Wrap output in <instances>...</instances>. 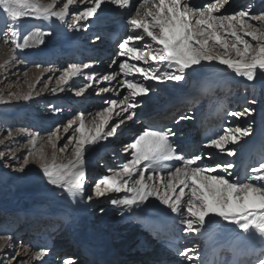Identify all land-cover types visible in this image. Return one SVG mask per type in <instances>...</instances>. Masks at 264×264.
Here are the masks:
<instances>
[{"label":"bare ground","instance_id":"bare-ground-1","mask_svg":"<svg viewBox=\"0 0 264 264\" xmlns=\"http://www.w3.org/2000/svg\"><path fill=\"white\" fill-rule=\"evenodd\" d=\"M40 2L51 3L52 0H40ZM66 2L67 0H56V6L53 10L60 11L63 8V3ZM132 2H134L135 7L131 10V15H135L134 10L140 7L142 0H132ZM156 2H158V0H156ZM187 2L191 3L193 6L202 7L208 3L215 2V0H187ZM245 5H249L248 11L252 14L264 13V0H228V3L225 4L216 15L231 14L241 10ZM83 7V4H79L76 0H73V5H70V13L74 11L73 8H77L78 13ZM0 11V29H3L4 23L6 25V15L2 14V9H0ZM70 13L66 16V22L63 24L59 21L50 23L49 21L36 19L34 17H22L16 25L21 35L29 31H34L37 28L47 29L49 27L52 28L55 35L43 37L46 41L44 44L33 46L23 51L16 50L15 58L14 53H12L9 63H7V66L1 69L0 72L11 69L12 64H15V66L18 64V67L15 69H20L24 67L21 63L22 60L30 58H32L33 61L37 60L48 63L53 60L55 63L63 64V67H66V69L70 64L83 65L90 62H98L93 63L92 67L88 69H82L83 74L73 77L69 84L80 86V81H85V85H88L85 89L89 88L90 93L87 92V94L89 93L88 95L86 94L84 97L80 96L76 98V104L80 102V109L95 110L93 113L84 116L86 129L94 130L99 125L98 123H100V117L97 116L98 112L95 108L96 104L95 106L92 104V99H95L97 104H103L104 100V105H109L107 108H113L112 119L105 127V131H108L123 118L116 116L115 113L122 111L124 105L120 104L118 107H113L106 102L108 100L106 98L110 96L112 100L119 101L122 100L128 92L122 83L125 77L120 72L115 71L119 63L123 62V59H125L127 62L137 64L138 66L147 67V65H143L139 61L129 60L128 57H120L118 54L115 59V64H110L111 67L110 65H106L110 63L108 62V51L110 52V50H112V44L119 39L122 33H126L127 35L133 34L128 25L129 10H118L115 5L109 3V0H104L103 11L99 12L98 18L93 17L88 21H80L79 24L86 25L87 30H84L83 27L78 30L72 28L68 29V26L73 22L69 19ZM74 19L75 17H73L72 20ZM252 23L259 25L260 22L252 21ZM121 26H123L124 30L122 29L120 31L119 29ZM96 37H99V39H95ZM246 39L251 40L250 37H246ZM5 40L10 41V35L0 43V51L7 54L13 52L12 47L6 44ZM145 41L151 43L147 37H145ZM251 42L253 44L256 43L255 41ZM105 43H110L111 46H107ZM138 43L140 46H143L144 42ZM18 60L20 61L18 62ZM224 68L225 66L218 64L215 65V69H211L209 66L201 72L191 73L186 76L185 80L179 82L167 81L159 83L153 80L144 81L143 77L138 73L127 77V79H139L141 82L145 83L146 86L151 87L152 91L148 95L137 97L139 105L134 109V118L132 120L124 119V123L120 124L115 136L109 137L107 140L101 141L100 144L97 145H85L88 149L85 152L83 161L85 173L87 172L85 187L88 185L87 180L94 179L96 175H98L97 179L111 175L109 169L115 168L119 170L123 163H127L128 160H131V149L126 150L125 146L128 143H124L125 139L123 135H121L119 139L117 138L118 140L115 143L114 139L119 134L127 131L133 123H136L135 125L139 127L137 131L159 128L161 124H166L165 129L171 128L175 133L172 140L178 146L177 150L184 155L198 154L200 152L218 153V150L205 148L202 144L199 147L196 146L199 141V134L193 129L191 122L194 120L192 118L197 106L201 107L206 101L216 100L220 105H224L226 102L225 94L223 95L220 91L208 92L206 96L196 98V102L192 104H186V99L188 97H197L199 95H197V93H199L198 89L193 90V94L189 96L180 95L183 93L184 89H191L199 78H203L205 81L210 80L209 87H214L213 84L216 81L229 85L230 91H234L233 96L239 101V103L235 104L236 110L225 109L226 111H224L226 113H224L223 110L217 109L216 115L213 119H210L208 124L211 127V138L222 134L225 127L239 126L244 128L251 125L250 135L241 137L239 143L236 145L229 144L227 146L228 148H236L237 155L235 157L226 158L237 165L234 171L239 173L241 179L248 175V171L253 165L251 162L261 159L262 156L264 159V143L262 144V142H264V132L263 138L259 136L256 137L259 134V130L264 125V73L258 76L253 82H249L243 77L235 76V73L223 71ZM3 73L5 72H2V76H5L6 73L4 75ZM93 73H95L94 76L92 75ZM113 73L116 74V78L111 81L104 79L97 80L96 78L100 77L99 74L107 75ZM44 74L45 72L41 71V69H31L30 72L25 73L23 81L24 85L27 87V91L32 89L33 84H38V79ZM88 76H92V79H87ZM106 85L108 89L107 92L102 90L104 89L102 86ZM70 88L71 87L68 85H65V89L63 90L67 94L63 99L67 98L69 100H59L56 104H61V106L63 105L62 107H70L74 104L73 99L69 98L72 95ZM109 91H111V93ZM115 91H117V93H115ZM43 92L46 93L47 91L43 90ZM108 92L110 94H108ZM98 94L100 97L96 99V95ZM107 94L108 96H105ZM55 95L53 94L52 96L55 97ZM227 95L229 97L232 96V94ZM24 96H26V94H22L21 92L19 94L15 93V96L10 100L13 103L11 109L9 108L8 111L6 110L9 114L3 117H10L11 114H14V118H18L19 114H22L25 109L30 107L32 102L18 105V101L23 100ZM33 96H35V99L37 98L36 94L32 93L30 97ZM77 99H82V101L80 100L77 102ZM253 99H255L257 103H249V101ZM13 101L17 104H14ZM89 101H92L90 102L91 108L87 104ZM37 102L38 101L35 103ZM37 106H41V104L37 103ZM244 107L253 108L255 111L251 116L245 115L239 118L228 114L229 112L242 111ZM201 108L206 114H209L206 108ZM12 110H15L14 113ZM102 112L103 111H99V113ZM93 114L95 118H92ZM52 115L55 116V114ZM126 115L127 113L124 114L125 117ZM175 115H177L176 118L170 123H167L169 122L167 120L173 118ZM224 115H226V117H224ZM180 117L188 118L180 119ZM95 119L97 123H94ZM33 123L37 124V122L34 121ZM40 123L41 122H39V124ZM126 138H128V136ZM134 138L136 137L133 134L128 139L134 140ZM41 139L42 138H38V136L36 137L37 142L41 141ZM112 143H114L113 150L111 149V151L105 152L110 148ZM31 146L32 145H29V148ZM42 149L46 160L49 161L51 156L46 152L44 146H42ZM117 150H120V153H116L115 151ZM246 150H250V154H248L247 157L252 158L245 160L244 163L245 158L241 160V155ZM3 151L4 148L0 147V152ZM103 154L105 158H103V161L99 164V170H91L89 166L94 164V161ZM5 155L6 154L0 156V162L5 163L3 167L4 171H0V259H4V253H7L9 256L15 257L16 261H23L26 262V264H39V262L33 259L34 250L46 247L49 250V254L45 258L46 264L54 263V258L57 259L55 263L59 264H65V261H67L68 264H202L207 253L214 245L219 244V249L223 252L232 242L233 237L238 233L240 228V225L237 223L224 221L220 217H213L207 220L206 224L201 225L197 233L185 234L182 231L184 225L181 223V220L187 218V213L185 212L184 217H180L177 214H172L170 209H165V211L169 213V218H166L163 213L156 208V205L161 209L165 208V206L160 204L155 197L150 198L153 203L152 205H149V202L146 201L135 212L124 210L123 214L120 213L118 207L110 203V199L118 195L123 196L125 195L124 193L116 194L109 192L106 193L104 197H96L93 193L91 201L88 199L85 200V193L83 198L77 197L73 200L68 197L63 189L48 184L47 179L43 176L39 162L36 161L33 155H28L30 163L25 166L24 171L11 168L10 171H13L11 174L5 172L8 167L5 165H14L16 161L14 158L8 159L10 155L7 157H5ZM61 158L57 155L55 157L56 161L54 160L53 163L56 165H67L70 161L75 160L74 153L69 155L64 154V160L62 161ZM216 161L217 156L214 155L208 163L211 164ZM106 165L108 166L107 169ZM139 167L142 168L143 165ZM149 174V172H146L145 176L147 177ZM219 175H224V173L219 172ZM167 178L168 176L162 174L160 183L166 181ZM228 178L233 179L232 177ZM124 179L127 178L124 177ZM149 183L152 182L149 181ZM178 192L179 189H177V193ZM96 198H99V200L90 206L92 201ZM106 206L107 208L103 209V207ZM90 208L93 209L94 214L89 212ZM22 217H24V219L26 217V221H24ZM216 223L218 224L216 225ZM40 227L43 228L44 231L41 236L38 235L37 232ZM131 229L133 230L129 232ZM162 230L167 234H173L177 237L179 246L183 250L182 252H186L187 256H182V252L178 255L177 253L179 250L170 254V250L159 243V236ZM7 235L13 238L12 243H14V239L18 238L19 243H21L20 248L15 250L13 247H4L6 243H8L4 238ZM228 236L229 239H226ZM29 239L30 241L34 240L33 246L28 244ZM67 247L69 248L67 249ZM128 249L131 250L126 253ZM13 252L16 254L14 253L15 255H12ZM138 252L142 253V255H150L147 256L151 257L150 260L142 262L138 258H131L134 254H138ZM188 256H190L191 259H188ZM120 257H124L125 259L121 260ZM253 260L256 264H261V261H264V234L262 239L258 242L257 256H255Z\"/></svg>","mask_w":264,"mask_h":264},{"label":"snow or ice","instance_id":"snow-or-ice-1","mask_svg":"<svg viewBox=\"0 0 264 264\" xmlns=\"http://www.w3.org/2000/svg\"><path fill=\"white\" fill-rule=\"evenodd\" d=\"M76 2L83 4L84 7L74 14L76 22L69 27L77 30L83 27L87 30V26L79 24V21L98 18L99 12L103 11L104 0H76ZM109 3L115 5L118 10H129L128 25L133 33L119 43L118 55L147 65L142 67L127 61L119 63L120 73L125 77L122 83L128 92L122 100H109L107 103L113 107L123 104L122 111L115 113L116 116L123 118L110 130L105 131L113 112L112 107L106 108L102 113H97L100 123L93 130L86 129L85 113H79V126L75 128V133L79 136L75 139L73 148L75 160L67 165L49 163L43 152H29V155H33L39 162L48 184L63 189L73 200L77 197L83 198L86 191L83 161L88 149L85 145H97L115 136L124 119L134 118V109L139 105L137 97L148 95L152 91L151 87L146 86L139 79H127V77L138 73L144 81L179 82L185 80L191 73L201 72L206 67L215 69L216 64L225 66L223 71L235 73V76L243 77L249 82H253L264 73V13L252 14L242 9L231 14L216 15L228 0H215L202 7L193 6L187 0H158V2L142 0L140 7L135 8V15H131V10L135 7L132 0H109ZM70 5H73V0H67L60 11H54L56 0H52L51 3H41L40 0H0V9L2 14L6 15V34L11 37V40H5V43L12 47L14 58L16 50L23 51L44 44L46 41L43 37L55 35L51 27L37 28L21 35L16 25L22 17H34L50 23L59 21L63 24L71 11ZM252 21L260 23L255 25ZM145 37L151 43H147ZM246 37H250L251 40ZM142 41L143 46H140L138 42ZM251 41L256 43L253 44ZM93 63L98 62L70 64L57 80V84L72 87L69 82L73 77L82 75V69L92 67ZM115 63L114 59L112 64ZM92 75L94 76L95 73ZM115 78L114 73L103 76L107 81ZM87 79L91 80L92 76H88ZM86 87L88 85L80 87L76 95L84 94ZM102 90L108 91L107 88ZM55 91L56 89H53V92ZM23 98L28 100L30 96ZM249 103L255 104L257 101L253 99ZM254 111L253 108L244 107L242 111L228 114L239 118L245 115L251 116ZM125 113H127L126 117ZM185 118L188 117H180V119ZM250 133L251 125L244 128L225 127L222 134L212 137L203 144V147L216 149L218 153L200 152L184 155L177 150L178 146L172 140L175 133L171 128L146 129L134 139V142L125 146L126 150L131 149V160L123 163L119 170L109 169L111 175L98 179L94 194L96 197H104L109 192L124 193L123 196L118 195L110 199V203L118 207L121 214L124 210L135 212L146 201L152 205L150 198L155 197L165 206L161 209L156 205V208L166 218H169V213L165 209H170L172 214L180 217H184L185 212L187 213V218L181 220L184 225L182 231L185 234L197 233L200 226L213 217L237 223L243 231L252 227L264 234V160L258 165H253L250 169L251 174L241 179L239 173L234 171L237 165L226 159L237 155L236 148L227 146L238 144L241 137ZM38 134H33L31 137L30 142L34 147ZM54 136L56 133L52 132L48 142L55 149L57 145L53 140ZM3 155L4 153L0 152V156ZM214 155L217 156V161L208 163ZM29 163L28 156H24L17 170L24 171ZM140 165L143 167H139ZM165 169H174V171H169L167 180L160 183V177ZM146 172L150 173L147 177ZM219 172H223L224 175H219ZM177 189H179L178 193ZM87 199L91 201L92 196L88 195ZM4 238L8 241L4 247H12L13 238L10 235ZM48 254L49 250L43 247L34 250L33 259L39 264H46L45 258ZM181 255L187 256V253L182 252ZM4 256V259H0V264H26L23 261H16L15 257L7 253H4ZM187 258L191 259L190 256ZM65 264L68 262L65 261ZM261 264H264V261H261Z\"/></svg>","mask_w":264,"mask_h":264},{"label":"rangeland","instance_id":"rangeland-1","mask_svg":"<svg viewBox=\"0 0 264 264\" xmlns=\"http://www.w3.org/2000/svg\"><path fill=\"white\" fill-rule=\"evenodd\" d=\"M242 9L248 11L249 5H245L244 8H241V10ZM73 10L74 11L71 12L70 16H69L70 17L69 19L71 21H73L70 25H72L76 22L75 19L74 20H72V19H73V17H75L74 14L77 13V8H73ZM134 11H133V13H134ZM72 13H74V14H72ZM0 16H1V11H0ZM79 23H80V21H79ZM5 26L6 25L4 23V26L2 27L3 29H0V43H2V41L4 39L8 38V36H9L8 34H6ZM69 26H68V29L70 28ZM72 29H74V28H72ZM122 29L124 30L123 26H121V28L119 30L121 31ZM127 36L128 35L126 33H122L121 36L119 37V39H117V41L114 42V44H112V50H110V52L111 51L112 52L110 53L108 51V54H109L108 62H110V63H108L106 65L112 64V61L117 58V54L119 53V43L122 42V40L125 39V37H127ZM105 44H107V46L110 45V43H105ZM12 53L13 52H10V53H8L9 54L8 55L7 53L0 51V64L2 63L0 70L7 66V63H9V61L11 59ZM123 58H126V57H123ZM5 60H6V62H5ZM27 60H29V61H27ZM123 60L126 61L125 59H123ZM19 61L20 60H18V62ZM21 63H22V66H24V67H22L20 69H15L18 67V64H16V66H15V64H12L11 69L6 70V71H2V72L6 73V74L3 73V75L5 74V76H2V72H0V101H3V102H0V147L4 148L3 153L6 154L5 157L10 155L8 157V159L14 158V160L16 161V163L14 165H8V167L5 171L8 174L13 173V171H10L11 168H15L16 170L18 169V167L23 162L24 156H28L30 151L31 152H37V151L42 152V150H43L42 146H44L46 148V152L49 154V156H51L50 160L48 161L49 163H53L55 160V157L57 155L60 156V158L62 157L61 161L64 160V154L69 155V154L73 153V148L75 147V139L78 137V134L75 133V128L78 127V125H79V121H77L79 119L76 117H78L79 113H81V112L85 113V115H89L90 113H93L95 111V110L92 111L91 109H90L91 110L90 111L89 109H85V108L80 109V106H79L80 102H78V101H80V100L82 101V99H77L78 104H76V98L80 97V96L76 95V91L79 90L80 87H84L85 81H80V86L72 85V87L70 88L72 95L69 98L73 99V102H74L73 105H71L70 107H66V106L62 107L63 105L61 106V104H56V102H58L59 100H66V101L69 100L67 98L63 99V97L67 94L64 91H61V88H63V90H64L65 85H63V84L58 85L57 84V80L63 74V71L66 70V67H63V64L55 63V61H53V60L50 61L49 63L48 62H40L37 60L33 61L32 58L22 60ZM37 64L39 66H37ZM50 67H52V68H50ZM31 69H35V70L41 69V71H44L45 74L38 79V81H39L38 84H36V83L33 84L32 89L30 91H27V87L24 85V81H23L24 77L23 76H25V73L30 72ZM115 71L120 72L119 65ZM99 75H100V77H96L97 80L98 79L102 80L103 76L106 74H99ZM102 87L106 88L107 85L102 86ZM53 89H56V91L53 92ZM43 90H45L47 92L45 93V92H43ZM111 91H109V92L111 93ZM20 92L22 94H26V96H30L32 93L36 94L37 98L35 99L34 98L35 96H33V97H30V99H28V100L23 99V100L18 101V105H20V104L24 105L28 102L33 103V104L31 103L30 107L25 109L24 112H22V114H19L18 118H14L15 117L14 114H11L10 117H3L4 115L9 114V112H6V110L8 111L9 108L11 109V106L13 105L12 101H10V100L15 96V93L19 94ZM87 92H89V88L85 89V92H84V94L81 95V97H84L87 94ZM109 92H108V94H110ZM115 93H117V91H115ZM53 94L54 95L56 94L55 97L52 96ZM108 94L105 96H108ZM97 97L99 98L100 95L99 94L96 95V99H98ZM104 98H106V97H104ZM106 99H108L107 101L112 100L110 98V96H109V98H106ZM36 101H38L37 103L41 104V106H37V103H35ZM92 101L87 102V104H88V106H90V108L92 107L90 102H92V104H94V106L96 104L95 108H96L97 112L103 111L105 108H107L109 106V105H104V103H105L104 100H103V104L98 103L99 105L97 104L95 99H92ZM14 104H17V103L14 102ZM64 104H66V103H64ZM87 108H89V107H87ZM54 109H60V111H54ZM14 111L15 110H12L13 113H14ZM16 111H18V110H16ZM52 114H55V116ZM175 116H177V115H175ZM92 118H95L94 114L92 115ZM88 120H90V119H88ZM33 121L37 122V124L33 123ZM72 121H75V123H71ZM39 122H41V123L39 124ZM95 122L97 123L96 119L94 120V123ZM70 123H71V126H69ZM135 124L136 123H133L127 131H124L123 133L119 134L114 139V143L120 138L121 135H123V137L125 139V142H124L125 144H127V143L130 144V143L134 142L133 139L129 140L128 138H130L131 135H133V134L135 137H138V135L143 132V130L137 131L139 127H137ZM65 129H67V132H65ZM52 132L56 133V136L53 137V140L55 141V143L57 145V147L55 149L48 142L49 136ZM9 133H11V135H9ZM36 133H39L38 135H36V137L38 136V138H42V139L39 142H37V140H36L37 143H35V147H34L30 141H31L32 135L36 134ZM127 136H128V138H126ZM70 138H71V142H70ZM114 143H112L110 148L108 150H106L105 152H109V151H111V149L113 150ZM29 145H32L33 148H32V146L29 148ZM61 149H63V150H61ZM5 152H8V153H5ZM115 152L120 153V150H117ZM103 156H104V154L102 156L98 157L94 161V164H91L89 166V168L93 171L99 170V168H98L99 164L103 161V158H105ZM261 160H264L263 156L261 159L253 161L252 164L258 165V163ZM129 161L130 160H128V162ZM10 163H11V161H10ZM4 164L5 163L0 162V171H2V172L4 171V168H3ZM107 167L108 166L106 165V169H107ZM251 167H250V169H251ZM250 169L248 171L249 172L248 175L251 174ZM104 171H108V170H104ZM169 171H174V169H165L162 174L168 176ZM86 174H87V172H86ZM97 178H98V175H96V177H94V179H92V180L91 179L87 180L88 185H87V187H85L86 188V191H85L86 196L84 197L85 200H87L88 195L93 196V193H94L93 189L95 187V183L98 181ZM98 200H99V198H96L95 200H93L90 206H92L93 203H95ZM106 208H107V206L103 207V209H106ZM89 212L94 214L92 208L89 209ZM217 224L218 223H216V225ZM29 227H33V226H29ZM132 230L133 229H131L129 232H131ZM37 232H38V235L41 236L44 233L43 228L40 227V229H38ZM33 241L34 240L30 241V239H29L28 244H31V246H33ZM12 244H13L12 247H13V249L15 248V250L20 248V246H21V243H19L18 238L14 239V243H12ZM68 248L69 247H67V249ZM130 250L131 249H128L126 251V253L129 252ZM15 252H13L12 255H15L16 254ZM147 256H150V255H142V253L138 252V254L137 253L134 254L133 257L131 256V258H133V259L138 258L140 261L144 262L146 260H150L151 257H147ZM120 258H121V260L125 259L124 257H120ZM56 260L57 259L54 258V263H52V264H59V263H55ZM85 260H87V259H85Z\"/></svg>","mask_w":264,"mask_h":264}]
</instances>
